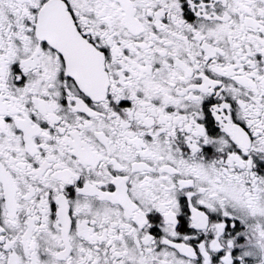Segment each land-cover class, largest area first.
<instances>
[{
  "label": "snow or ice",
  "instance_id": "1",
  "mask_svg": "<svg viewBox=\"0 0 264 264\" xmlns=\"http://www.w3.org/2000/svg\"><path fill=\"white\" fill-rule=\"evenodd\" d=\"M0 264H264V0H0Z\"/></svg>",
  "mask_w": 264,
  "mask_h": 264
}]
</instances>
